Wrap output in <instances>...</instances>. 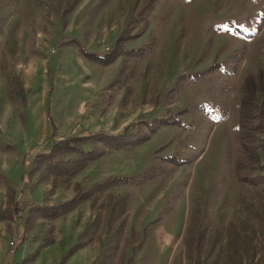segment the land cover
<instances>
[{
	"label": "rangeland",
	"instance_id": "rangeland-1",
	"mask_svg": "<svg viewBox=\"0 0 264 264\" xmlns=\"http://www.w3.org/2000/svg\"><path fill=\"white\" fill-rule=\"evenodd\" d=\"M73 1L0 0V264L98 261L100 229L70 248L100 209L83 203L49 219L30 207L65 200L108 176L135 177L152 164L163 167L155 179L112 190L129 202L126 260L135 247L133 264H172L175 257L185 264L182 237L196 205L215 227L250 218L261 228L251 217L252 187L237 182L234 166L242 83L264 70V0H79L67 12ZM121 33L124 49L150 44L151 51L143 58L104 53ZM85 52L113 60L103 64ZM257 99L264 104V87ZM165 117L177 122L69 179L29 172L36 154L61 137L121 133ZM169 155L188 161L166 164ZM258 169L264 173V156ZM257 238L255 260H263ZM120 255L108 264H122Z\"/></svg>",
	"mask_w": 264,
	"mask_h": 264
},
{
	"label": "trees",
	"instance_id": "trees-1",
	"mask_svg": "<svg viewBox=\"0 0 264 264\" xmlns=\"http://www.w3.org/2000/svg\"><path fill=\"white\" fill-rule=\"evenodd\" d=\"M78 1L71 2L66 11L70 12ZM123 34L121 33L117 37L114 47L110 46L104 53L115 52L113 56L126 53L135 55L136 58H143L151 51L150 44L138 48L124 49L122 45L127 37L125 38ZM85 55L103 64L113 60V57L106 59L104 56L91 52H85ZM119 77L113 80V85L118 83ZM127 78L128 76L126 80ZM263 87V69L244 77L238 101L237 139L239 154H237L234 166L237 182L252 187L257 205L251 212V217L258 220L261 228L256 229L250 218L240 222L228 221L215 227L209 224L206 212L196 205L189 210L182 237V256L185 264H259L264 261V259L255 260L258 250L256 241L259 235H261V241L260 238L259 241L264 245V173L258 172L261 157L264 156V104L259 103L257 99V93ZM174 122L177 121H170L168 117L156 118L151 122L139 120L134 130L126 127L121 133L96 131L92 134L79 136L74 134L61 137L50 144L47 152L36 154L32 159V167L29 172H41L54 177L69 179L83 170L90 162L104 154L115 150L133 149L150 138L156 131L157 126L173 124ZM145 126L146 128L143 129ZM155 152H157V149ZM162 159L163 162L171 165H183L188 161L175 158L174 155L165 156ZM162 169L163 167L160 168V166L152 164L135 177L111 176L95 182L85 190L77 184L76 187L79 188L71 197L53 204L32 205L29 213L35 212L41 217L54 219L87 202L91 208L100 210L96 212L94 219L83 230L79 240L70 248V251L84 244L83 237L88 239L96 229H100V234L103 236L100 239L103 242L101 257L91 264H108L117 252H122L120 258H117L118 262L133 264V253L137 249L133 247L131 255L126 260V244L123 242V238L126 237V218L129 202L126 195L117 196L111 190L126 184L137 187L143 186L158 177L159 173L163 171ZM116 196L120 198L116 199ZM102 197L105 203L97 205L98 200ZM3 213L0 211V215ZM10 217H12L11 214ZM156 221L154 219L147 223V226L144 227V235L151 233ZM172 264H177L176 257Z\"/></svg>",
	"mask_w": 264,
	"mask_h": 264
},
{
	"label": "crops",
	"instance_id": "crops-1",
	"mask_svg": "<svg viewBox=\"0 0 264 264\" xmlns=\"http://www.w3.org/2000/svg\"><path fill=\"white\" fill-rule=\"evenodd\" d=\"M122 130H123V129H122ZM100 131H102V130H100ZM104 132H106V131H104ZM109 133H112V132H109ZM113 133H116V132H113ZM130 150H131V149H130ZM115 151H116V150H115ZM118 151H119V150H118ZM123 151H127V150H123ZM112 152H113V151H112ZM109 153H111V152H109ZM106 154H108V153H106ZM104 155H105V154H104ZM98 159H99V158H98ZM98 159H96V160H98ZM96 160H93V161H96ZM93 161H92V162H93ZM90 163H91V162H90ZM90 163H89V164H90ZM113 176H121V175H113ZM130 176H131V175H130ZM108 177H111V176H108ZM108 177H105V178H108ZM105 178H103V179H105ZM103 179H101V180H103ZM101 180H99V181H101ZM99 181H95V182H99ZM95 182H93L92 184H94ZM92 184H90L86 189H88ZM120 186H121V185H120ZM135 187H136V186H135ZM115 188H116V187H115ZM83 189H84V188H83ZM113 189H114V188H113ZM113 189H112V190H113ZM84 190H85V189H84ZM112 190H111V191H112ZM112 193H113V192H112ZM85 203H87V202H85ZM82 204H83V203H82ZM87 204H88V203H87ZM35 205H36V204H35ZM80 205H81V204H80ZM88 205H89V204H88ZM78 206H79V205H78ZM78 206H77V207H78ZM75 208H76V207H75ZM75 208H74V209H75ZM98 211H99V210H98ZM101 211H103V209H101ZM73 245H74V244H73ZM73 245H72V246H73Z\"/></svg>",
	"mask_w": 264,
	"mask_h": 264
}]
</instances>
